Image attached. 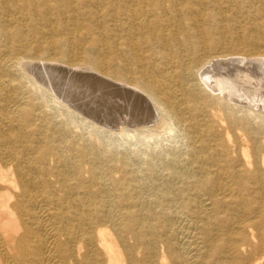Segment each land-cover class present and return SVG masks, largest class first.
Masks as SVG:
<instances>
[{
	"label": "bare ground",
	"instance_id": "obj_1",
	"mask_svg": "<svg viewBox=\"0 0 264 264\" xmlns=\"http://www.w3.org/2000/svg\"><path fill=\"white\" fill-rule=\"evenodd\" d=\"M0 264H264V0H0Z\"/></svg>",
	"mask_w": 264,
	"mask_h": 264
},
{
	"label": "rangeland",
	"instance_id": "obj_2",
	"mask_svg": "<svg viewBox=\"0 0 264 264\" xmlns=\"http://www.w3.org/2000/svg\"><path fill=\"white\" fill-rule=\"evenodd\" d=\"M30 66L28 67V71L31 73L32 76L37 75V77H39V76L43 77V75L50 72V69L45 68L44 65H42V63H40V65L38 63H34V65H30ZM51 66L50 67L54 70V71H52L53 74L55 76H57V77H55V83L57 85H59V87H63L67 90V94H69L68 98L71 99L72 102L74 101L75 103L83 104V106L85 104L84 107L85 108L88 107L90 110H92L96 114V117L98 119L105 121V122H109V121H111V118L113 119L116 117L117 110L119 108H121L122 106H125L124 101L126 99H123L121 97H118V98L113 97V95H112L113 89L109 85L110 84L109 79L105 78L104 80H106V81H96V80H93L91 78H88L86 76V72H91V71L88 69H84V68H70V67L68 68V67H66V65H59L56 63L51 64ZM40 68H41V70H40ZM42 68H43V70H42ZM36 72H38V73H36ZM38 74H40V75H38ZM73 74L74 75L76 74V75L74 76ZM102 78H104V77H102ZM119 99H120V101H119ZM128 110H130V109H128ZM112 114H114V115H112ZM106 115L109 116V118ZM171 139H169V140L164 139L162 142L164 144L163 146H166V145L171 146V144H172V147H176V146H180L182 143L179 138H175V139L171 138ZM168 141L170 144H166V143H168ZM176 142H178V143H176ZM129 145H128V143H125L124 145L119 146V148L120 149L129 148V150L139 148L137 145H134V144H132V145L129 144ZM153 146H154V143H151L149 147H153ZM149 147H144V146L140 147V150L138 153L140 155H142V157L139 154H138V157L143 158L145 156L144 151L148 150ZM160 147L161 146H157L156 148H151V149L149 148L150 150H148V151L149 152L157 151V150H159Z\"/></svg>",
	"mask_w": 264,
	"mask_h": 264
},
{
	"label": "water",
	"instance_id": "obj_3",
	"mask_svg": "<svg viewBox=\"0 0 264 264\" xmlns=\"http://www.w3.org/2000/svg\"><path fill=\"white\" fill-rule=\"evenodd\" d=\"M86 76L88 78H91V79L96 80V81H106V80H104L105 78H102L100 75H98V74H96V73H94L92 71L91 72H86Z\"/></svg>",
	"mask_w": 264,
	"mask_h": 264
}]
</instances>
